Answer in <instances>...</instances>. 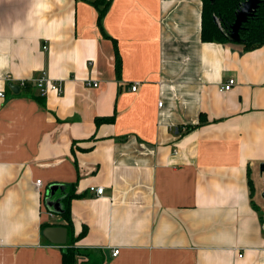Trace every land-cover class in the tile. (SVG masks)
<instances>
[{"label": "crops", "instance_id": "obj_1", "mask_svg": "<svg viewBox=\"0 0 264 264\" xmlns=\"http://www.w3.org/2000/svg\"><path fill=\"white\" fill-rule=\"evenodd\" d=\"M94 1L0 0V264H264V45L204 41L203 0Z\"/></svg>", "mask_w": 264, "mask_h": 264}, {"label": "trees", "instance_id": "obj_2", "mask_svg": "<svg viewBox=\"0 0 264 264\" xmlns=\"http://www.w3.org/2000/svg\"><path fill=\"white\" fill-rule=\"evenodd\" d=\"M96 0L94 3L101 2ZM245 0H203L202 9V39L208 42H232L229 32L236 19V11L240 4ZM107 6L101 11V18L105 14ZM240 35L243 39L245 48L248 50L255 49L264 45V0L261 1L254 15L242 25ZM111 119V118H106ZM102 121L98 120V123ZM251 195H254V183L249 177ZM64 199V211L61 215L72 224L69 208V199L71 195ZM45 227V226H44ZM86 232L83 231L82 235ZM81 253L75 246H68L63 251L62 264H80L77 256Z\"/></svg>", "mask_w": 264, "mask_h": 264}, {"label": "water", "instance_id": "obj_3", "mask_svg": "<svg viewBox=\"0 0 264 264\" xmlns=\"http://www.w3.org/2000/svg\"><path fill=\"white\" fill-rule=\"evenodd\" d=\"M213 3L216 0H211ZM262 0H245L243 1L236 11V19L229 32V37L232 42L243 43V39L240 35L242 25L248 21V19L254 15L258 9ZM14 86H12L13 88ZM19 89V86H17ZM260 173L264 176V163L260 165ZM59 186H52L46 192V204L50 207L51 213H63L64 209L61 207V198H55L56 192ZM264 196V193H263ZM44 235L48 237L52 242L64 245L67 240V228L66 227H46L44 229Z\"/></svg>", "mask_w": 264, "mask_h": 264}, {"label": "built area", "instance_id": "obj_4", "mask_svg": "<svg viewBox=\"0 0 264 264\" xmlns=\"http://www.w3.org/2000/svg\"><path fill=\"white\" fill-rule=\"evenodd\" d=\"M44 48H46V46H44ZM235 83H236V79L230 78L228 82L223 87H221V90L228 91L234 86ZM29 84H33L34 87L37 88L38 92L42 96L48 95V93H50L51 91H54L59 95L63 93V87L61 83L59 81L51 79L45 72L36 78H33L31 80H23L20 82V86L23 87H26ZM138 84H139L138 82L134 83L131 86V90L136 91ZM86 85L97 87L98 83L95 81L88 80L86 81ZM0 96L4 97L5 96L4 92H0ZM36 184L38 187H41L42 184L41 179H38L36 181ZM104 190L105 189L103 186H94V185L90 186V191L97 196L103 195ZM263 229H264V224H263ZM118 253H119V249H115L113 251V255H117Z\"/></svg>", "mask_w": 264, "mask_h": 264}, {"label": "rangeland", "instance_id": "obj_5", "mask_svg": "<svg viewBox=\"0 0 264 264\" xmlns=\"http://www.w3.org/2000/svg\"><path fill=\"white\" fill-rule=\"evenodd\" d=\"M263 193H264V182H263V184L262 183L260 184L259 189H258V193H257V197L259 198L260 201H263V199H264Z\"/></svg>", "mask_w": 264, "mask_h": 264}]
</instances>
